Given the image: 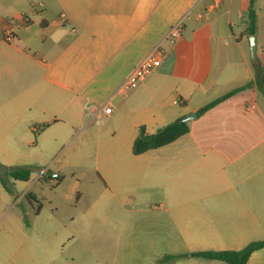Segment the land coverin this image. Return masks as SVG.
Returning a JSON list of instances; mask_svg holds the SVG:
<instances>
[{"label": "crops", "instance_id": "crops-1", "mask_svg": "<svg viewBox=\"0 0 264 264\" xmlns=\"http://www.w3.org/2000/svg\"><path fill=\"white\" fill-rule=\"evenodd\" d=\"M250 7L251 0H0V138L60 125L80 137L86 120L93 123L85 106L110 104L112 136L95 171L112 197L136 192L128 199L173 213L170 230L194 235L177 255L264 240V89L255 82V66L264 68V0H255L256 64ZM181 19L182 37L164 41ZM7 32L11 43L3 40ZM160 43L162 66L135 90L121 91ZM188 117L189 132L177 141L133 153L140 127L154 134ZM55 178L64 183L61 174ZM74 238L44 235L45 247L33 248L30 237L12 234L0 264H91L81 261ZM247 264H264V248Z\"/></svg>", "mask_w": 264, "mask_h": 264}, {"label": "rangeland", "instance_id": "rangeland-1", "mask_svg": "<svg viewBox=\"0 0 264 264\" xmlns=\"http://www.w3.org/2000/svg\"><path fill=\"white\" fill-rule=\"evenodd\" d=\"M85 125L88 132L76 138L61 125L33 134L26 127L13 141L0 138V250L12 234L30 237L33 248H43L44 235L67 231L84 251L81 261L91 264H226L193 252L177 255L194 235L183 238L177 229L170 230L167 219L173 213L165 207L129 200L136 194L132 191L112 197L95 171L111 139L112 123L89 124L87 119ZM25 166L40 167L29 182L6 176L5 167ZM58 174L64 179L61 185L55 181ZM167 256L179 258L162 263Z\"/></svg>", "mask_w": 264, "mask_h": 264}, {"label": "trees", "instance_id": "trees-1", "mask_svg": "<svg viewBox=\"0 0 264 264\" xmlns=\"http://www.w3.org/2000/svg\"><path fill=\"white\" fill-rule=\"evenodd\" d=\"M249 15L251 19L252 29L251 33L255 34V24H256V11H255V0H251V7L249 10ZM256 84L259 88L264 89V68L257 64L255 66ZM253 84H249L250 86ZM240 89L235 90L215 101L206 105L198 111V114H203L223 102L227 98L233 96ZM189 132V125L184 118H180L162 128H160L154 134H148L144 127L139 128V134L133 145V153L135 155H141L147 153L151 150H157L159 148L168 146L173 142L177 141L182 136ZM6 176H10L15 180L29 182L32 175L40 171L38 166H25V167H5ZM9 190V188H6ZM27 197H31V194H26ZM264 248V240L254 241L248 244L241 250H221V251H202L195 254V256L204 258L211 261L224 262L226 264H247L250 256ZM177 256H167L162 263L174 262L177 260Z\"/></svg>", "mask_w": 264, "mask_h": 264}, {"label": "built area", "instance_id": "built-area-1", "mask_svg": "<svg viewBox=\"0 0 264 264\" xmlns=\"http://www.w3.org/2000/svg\"><path fill=\"white\" fill-rule=\"evenodd\" d=\"M30 3H35L36 0H28ZM201 0H191L193 5H196ZM35 10V4L33 5ZM24 26H29L31 18L29 15L21 17ZM185 26L183 19L179 20L173 25V27L167 33L165 40L175 42L180 39L183 35ZM3 40L7 43H11L14 40L12 33H4ZM163 41V42H164ZM167 56V52L162 46V43L157 45L128 75L126 80L121 86V91L131 92L139 87L148 77H150L155 71H157L163 64ZM85 115L90 116L93 122L98 125H103L113 115V109L110 104H104L102 106L89 105L87 104L84 109Z\"/></svg>", "mask_w": 264, "mask_h": 264}, {"label": "water", "instance_id": "water-1", "mask_svg": "<svg viewBox=\"0 0 264 264\" xmlns=\"http://www.w3.org/2000/svg\"><path fill=\"white\" fill-rule=\"evenodd\" d=\"M250 54H251V60L254 64L258 62L257 58V37L255 35L250 36ZM197 114H194V117H196ZM190 117L186 118L185 121H189Z\"/></svg>", "mask_w": 264, "mask_h": 264}]
</instances>
